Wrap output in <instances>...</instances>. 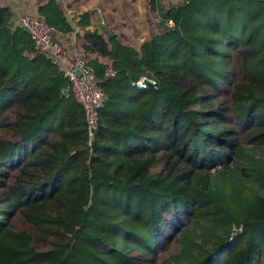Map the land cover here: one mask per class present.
<instances>
[{
    "label": "trees",
    "instance_id": "16d2710c",
    "mask_svg": "<svg viewBox=\"0 0 264 264\" xmlns=\"http://www.w3.org/2000/svg\"><path fill=\"white\" fill-rule=\"evenodd\" d=\"M142 3L134 44L0 0V264H264V0ZM18 11L92 68V135Z\"/></svg>",
    "mask_w": 264,
    "mask_h": 264
},
{
    "label": "built area",
    "instance_id": "2783aa9c",
    "mask_svg": "<svg viewBox=\"0 0 264 264\" xmlns=\"http://www.w3.org/2000/svg\"><path fill=\"white\" fill-rule=\"evenodd\" d=\"M15 22L25 28L35 47L47 52L52 62L59 66L67 80V84L61 89V95L65 98L72 97L82 107L89 134L92 135L98 125V109L104 100V95L93 78L92 68L79 55H74L69 60L65 48L52 39L53 26L48 25L42 19L18 11ZM168 23H172L171 20H168ZM105 74L113 76L115 73L112 69L106 68ZM134 84L137 89H145L155 86V81L143 76ZM239 230L241 227L235 226L232 228L231 234L234 235Z\"/></svg>",
    "mask_w": 264,
    "mask_h": 264
},
{
    "label": "crops",
    "instance_id": "0c3cea01",
    "mask_svg": "<svg viewBox=\"0 0 264 264\" xmlns=\"http://www.w3.org/2000/svg\"><path fill=\"white\" fill-rule=\"evenodd\" d=\"M16 4V7H22L29 11L36 10L38 4L44 3L46 0H13ZM68 5L66 9L67 18L72 20L74 24L75 31L82 35V31L79 29L78 25L75 24L78 21L84 12H87L89 25L88 28H99L102 32H107L106 30L111 28L110 26H116V34L119 36L123 42L134 43L138 42L139 35L141 30L145 28V12L146 9L143 0H126L124 2L129 3L128 9L133 10L135 17L132 16L130 20H124L123 17L127 16V12H130L126 8L124 11L122 8H117L115 11H112V5L109 0H103L102 6L98 4L99 0H64ZM122 1V0H121ZM173 1V0H170ZM64 3V2H63ZM159 4V0H156V7ZM126 5V4H125ZM124 5V6H125ZM103 7V8H100ZM113 17V18H111ZM123 19V20H122ZM134 26L135 31L131 28ZM141 29V30H140ZM119 31V33H117ZM143 33V32H142ZM145 36L146 34L143 33ZM75 38H71V41Z\"/></svg>",
    "mask_w": 264,
    "mask_h": 264
},
{
    "label": "rangeland",
    "instance_id": "374dc122",
    "mask_svg": "<svg viewBox=\"0 0 264 264\" xmlns=\"http://www.w3.org/2000/svg\"><path fill=\"white\" fill-rule=\"evenodd\" d=\"M174 1H176V0H173V2ZM109 2L111 3V5H115L117 8H122L124 11L126 10V8L127 7H129L130 5H129V3H126V2H124V1H121V0H109ZM170 2V0H164V4L165 5H168V3ZM126 4V5H125ZM125 5V6H124ZM119 6V7H118ZM128 9V8H127ZM128 10H130V9H128ZM127 14V16L126 17H123V19L124 20H126V22H127V20H130V19H132V16L133 17H135V14H134V12H133V10H132V12H131V10H130V12H127L126 13ZM122 19V20H123ZM172 22V21H171ZM167 24H169L168 23V21H167ZM172 23H170L169 25H171ZM141 30V29H140ZM144 34H148V30H146V28H144L143 30H141V34L142 35H139L140 37H139V40H138V42L137 43H140V42H143V40H145V38L144 37H146V36H144L143 35V33ZM117 33H119V31H117ZM136 43V44H137ZM135 44V43H134Z\"/></svg>",
    "mask_w": 264,
    "mask_h": 264
},
{
    "label": "water",
    "instance_id": "95a60500",
    "mask_svg": "<svg viewBox=\"0 0 264 264\" xmlns=\"http://www.w3.org/2000/svg\"><path fill=\"white\" fill-rule=\"evenodd\" d=\"M24 29H25V28H24ZM90 131H91V132H93V130H92V129H90Z\"/></svg>",
    "mask_w": 264,
    "mask_h": 264
}]
</instances>
